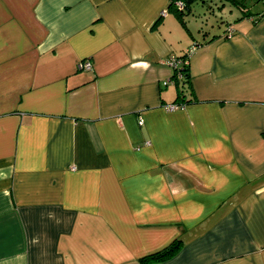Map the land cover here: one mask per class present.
I'll return each mask as SVG.
<instances>
[{
	"label": "crops",
	"instance_id": "1",
	"mask_svg": "<svg viewBox=\"0 0 264 264\" xmlns=\"http://www.w3.org/2000/svg\"><path fill=\"white\" fill-rule=\"evenodd\" d=\"M210 1L0 0V264H264V0Z\"/></svg>",
	"mask_w": 264,
	"mask_h": 264
},
{
	"label": "trees",
	"instance_id": "2",
	"mask_svg": "<svg viewBox=\"0 0 264 264\" xmlns=\"http://www.w3.org/2000/svg\"><path fill=\"white\" fill-rule=\"evenodd\" d=\"M180 1V0H170L169 5L170 7L174 5L175 2ZM234 5L236 6H242L241 1L242 0H230ZM181 4L182 7L181 8H177L176 9V13L179 17L182 16V14L186 13L185 8H187V0H181ZM181 71L184 74V79L179 81L176 77H175V73L173 74L171 79H174L176 85H177V92H176V96L174 99V102H184L185 101V96L183 94V90L181 89V86L186 82L187 80V73H188V67L187 68H182ZM176 72V70H175ZM180 82V84H179ZM186 84L188 85V80L186 82ZM187 101V100H186ZM189 101V100H188ZM179 248V243L178 241H174L172 243H170L168 246L149 253L147 255H144L143 257H141V263L143 264H149L151 262L157 261V260H163L165 258H167L168 256H170L172 253H174L176 250H178Z\"/></svg>",
	"mask_w": 264,
	"mask_h": 264
},
{
	"label": "rangeland",
	"instance_id": "3",
	"mask_svg": "<svg viewBox=\"0 0 264 264\" xmlns=\"http://www.w3.org/2000/svg\"><path fill=\"white\" fill-rule=\"evenodd\" d=\"M209 3V5L211 6V8H213V13L212 12H208V14H207V17H206V20H208L209 18L211 19V20H209V23L211 24V22H212V24H213V26L215 27V28H218V26H221V23L222 22H220L219 21V16L220 15H222L223 16V19H227V20H231V22H233V20H234V18L236 17V12L235 13H233L234 15H231V12H229V8H228V5L227 6H225V8H224V10H223V12L221 13H219V11H220V9H218V7L220 6V2L218 1L217 2V0H211L210 2H208ZM201 3L200 2H197L195 5H194V9H198L199 7H201ZM206 7V6H205ZM231 8L235 11V9L236 8H234L233 6H231ZM216 18H217V20H216ZM205 23V22H204ZM208 28V30H214V29H212L210 26H208L207 27ZM220 32H222V29H221V31Z\"/></svg>",
	"mask_w": 264,
	"mask_h": 264
},
{
	"label": "built area",
	"instance_id": "4",
	"mask_svg": "<svg viewBox=\"0 0 264 264\" xmlns=\"http://www.w3.org/2000/svg\"><path fill=\"white\" fill-rule=\"evenodd\" d=\"M177 4H178L179 8L182 7L181 2H178ZM169 64H170L173 68H175V70H176V72H175V77H176L179 81L183 80V79H184V74H183V72L181 71V69H182V68H187V66H188L186 55H184L182 58H174V59L171 58V59H169ZM78 67H79L80 69H90V68H91V63H90L89 60H83V61H81V62L78 64ZM172 80H174V79H172ZM168 108L170 109L171 107H168Z\"/></svg>",
	"mask_w": 264,
	"mask_h": 264
}]
</instances>
